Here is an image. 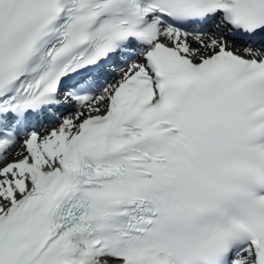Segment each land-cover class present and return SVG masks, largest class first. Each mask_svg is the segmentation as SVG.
<instances>
[{
    "label": "snow or ice",
    "instance_id": "snow-or-ice-1",
    "mask_svg": "<svg viewBox=\"0 0 264 264\" xmlns=\"http://www.w3.org/2000/svg\"><path fill=\"white\" fill-rule=\"evenodd\" d=\"M0 264H264V0H0Z\"/></svg>",
    "mask_w": 264,
    "mask_h": 264
},
{
    "label": "bare ground",
    "instance_id": "bare-ground-1",
    "mask_svg": "<svg viewBox=\"0 0 264 264\" xmlns=\"http://www.w3.org/2000/svg\"><path fill=\"white\" fill-rule=\"evenodd\" d=\"M238 48H242V43L241 42H239V41H237V45H236Z\"/></svg>",
    "mask_w": 264,
    "mask_h": 264
}]
</instances>
